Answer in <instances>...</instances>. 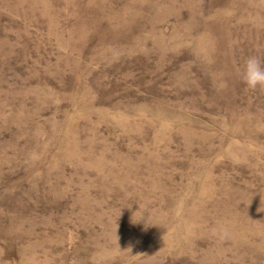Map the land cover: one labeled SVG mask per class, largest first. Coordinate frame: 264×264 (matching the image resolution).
I'll list each match as a JSON object with an SVG mask.
<instances>
[{
    "label": "rangeland",
    "instance_id": "374dc122",
    "mask_svg": "<svg viewBox=\"0 0 264 264\" xmlns=\"http://www.w3.org/2000/svg\"><path fill=\"white\" fill-rule=\"evenodd\" d=\"M264 0H0V264H264Z\"/></svg>",
    "mask_w": 264,
    "mask_h": 264
},
{
    "label": "clouds",
    "instance_id": "9594fccd",
    "mask_svg": "<svg viewBox=\"0 0 264 264\" xmlns=\"http://www.w3.org/2000/svg\"><path fill=\"white\" fill-rule=\"evenodd\" d=\"M238 75L248 89L264 90V62L259 56L247 57Z\"/></svg>",
    "mask_w": 264,
    "mask_h": 264
}]
</instances>
